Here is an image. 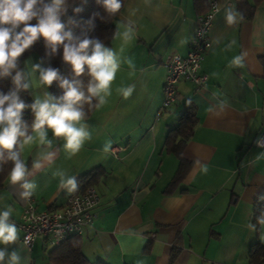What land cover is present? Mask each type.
Returning <instances> with one entry per match:
<instances>
[{
	"label": "crops",
	"instance_id": "crops-1",
	"mask_svg": "<svg viewBox=\"0 0 264 264\" xmlns=\"http://www.w3.org/2000/svg\"><path fill=\"white\" fill-rule=\"evenodd\" d=\"M81 1L68 0L69 8ZM212 1L219 12L203 65L208 82L201 89L179 83L176 104L162 110L166 61L189 54L200 16L195 0H128L119 24L136 22L135 36L122 53L133 61L134 74L129 75L126 63L121 65L108 103L86 120L92 138L77 155L68 158L63 141H54L53 150L59 148L54 162L27 178L37 184L31 197L37 209L58 210L77 194L61 189V176L53 177L54 172L78 179L97 168L105 170L93 185L101 196L97 219L81 236L83 253L92 263L170 264L179 248L174 264H251L252 246L263 242V234L258 239L249 225L255 202L264 194V158L255 160L264 152L255 145L264 132V5L252 21L228 25L224 8L235 5L238 10L237 0ZM120 46L115 38L111 47L119 51ZM241 53H246L244 67H231L232 58ZM29 58L33 63L41 59L37 54ZM131 84L135 91L127 99L116 92ZM189 100L196 106L198 125L183 153L184 180L168 191L180 159L166 153L165 143ZM35 152L34 145L23 154L29 167ZM19 191L9 181L0 186V208L6 204L14 210L19 240L13 247L21 250V264H42V254L47 260L43 242L30 251L21 241L27 201Z\"/></svg>",
	"mask_w": 264,
	"mask_h": 264
},
{
	"label": "clouds",
	"instance_id": "clouds-1",
	"mask_svg": "<svg viewBox=\"0 0 264 264\" xmlns=\"http://www.w3.org/2000/svg\"><path fill=\"white\" fill-rule=\"evenodd\" d=\"M96 3L103 7L106 15L94 12L85 21L87 31H82V37H74L72 28L78 26L77 21L72 17L66 23L61 21V16L67 15L68 0H0V78H10L12 85L7 93L0 91V169L11 162L7 179L11 185L19 186L22 201H28L37 188L36 182L27 178L54 162L59 151V148L53 150L54 141H63L62 148L68 158L77 155L85 142L92 138L86 121L88 111L99 110L108 103L113 82L123 63L129 66V75L135 72L133 61L123 57L122 53L135 36L136 22L126 19L116 26L113 38L121 40L119 51L106 46L98 37L89 38L87 32L94 30L93 21L97 17L102 22L109 20L123 6L122 0H96ZM72 11L80 13L82 9L73 7ZM224 18L228 25L244 19L235 5L224 8ZM41 37L45 42V57L57 55L62 47L61 59L71 66V82L60 77L58 68L43 67L44 58L35 63L30 58L21 61L24 53ZM245 56L246 53L234 56L230 66L244 67ZM85 74L88 77L86 86L79 79ZM54 81H59V87L63 89L59 97L48 91ZM135 87V84L121 86L116 92L127 99ZM22 92L33 96L31 104L21 99ZM223 106L221 101L219 107L222 109ZM26 109L32 113L30 124L24 119ZM34 145L36 155L29 167L23 154ZM255 145L264 147V138H257ZM110 147L111 142L105 144L104 151ZM261 158H264V152L257 154L255 160ZM58 174L61 189L68 193L77 190L75 175L56 171L53 177ZM13 211L6 204L0 208V245L3 246L0 247V264H21V250L13 247L19 240V229L12 219ZM257 223L264 225V210ZM249 227L254 229L255 225ZM28 240L25 237L24 243L27 244Z\"/></svg>",
	"mask_w": 264,
	"mask_h": 264
},
{
	"label": "trees",
	"instance_id": "trees-1",
	"mask_svg": "<svg viewBox=\"0 0 264 264\" xmlns=\"http://www.w3.org/2000/svg\"><path fill=\"white\" fill-rule=\"evenodd\" d=\"M128 0H122L123 6L120 12L115 16L109 18L102 22L99 17H97L93 23L95 25L94 30L87 32L89 38L98 37L100 38L106 46H112L115 38L113 34L116 31V26L119 25L120 15L126 5ZM212 0H195V9L199 16L205 15L210 11ZM238 10L243 15V20L252 21L262 5H264V0H237ZM73 7H80L82 11L80 13H74L72 11ZM94 12H99L101 16H105L103 7L96 3V0H82L79 3L74 4L68 8L67 15L61 16V21L66 23L69 17H72L77 21L78 26L72 28L73 36H81L82 31H87V26L85 21H87ZM35 23V21H32ZM67 30V29H65ZM31 54H37L41 58H44L45 67H53L59 69V75L61 78H67L70 82L73 79L71 72V66L65 64L62 59V47L60 52L52 57H45V42L41 37L38 39L34 45L27 50L24 55L20 58L21 61L27 59ZM261 64L264 68V56L260 59ZM81 79L85 86L87 84V75L82 76ZM10 78H0V91L7 93L11 87ZM49 91L53 95L59 97L63 94V89L59 87V81H54ZM21 99L25 100L26 103L31 104L33 98L29 92H22ZM87 110V105H85ZM96 112V109L88 111L86 120L90 119ZM32 113L30 110L26 109L24 112V119L31 123ZM198 125L197 109L192 101H188L187 109L181 116L178 126L172 129L166 139L165 151L166 153L173 154L180 159L179 169L174 176L172 182L168 186V191L175 190L178 188L184 180L185 168L187 162L183 157L184 150L186 149L188 143L192 139L195 129ZM11 162L4 165L0 169V186L8 182L7 174L10 171ZM105 175V170L103 168H97L87 174L80 176L77 179L78 188L76 194H83L88 188L93 186L98 180ZM264 210V194L260 196L255 202V212L253 225H255V230L257 232L258 239H260L263 234V225L257 223V218L260 216L261 211ZM180 253V249L176 248L173 251L170 264H174ZM49 263L50 264H105L103 262L92 263L83 253L82 250V240L81 236H72L62 245L54 247L52 251L49 252ZM249 260L251 264H264V243L260 240L255 243L250 251Z\"/></svg>",
	"mask_w": 264,
	"mask_h": 264
},
{
	"label": "built area",
	"instance_id": "built-area-1",
	"mask_svg": "<svg viewBox=\"0 0 264 264\" xmlns=\"http://www.w3.org/2000/svg\"><path fill=\"white\" fill-rule=\"evenodd\" d=\"M219 5L212 1L210 11L199 17L197 29L190 42L188 55H173L166 61L167 78L164 87L165 99L162 110H167L177 102V86L186 82L197 89L206 86L208 75L203 65L207 54L212 49L211 33ZM260 138H264V132ZM264 149V147H261ZM101 196L93 186L83 194L75 195L68 203L58 210L39 211L35 201L30 198L24 208L22 222V244L33 250L37 241L41 240L47 249L50 245H62L72 236H82L85 229L97 219L96 209ZM28 237V243L24 238Z\"/></svg>",
	"mask_w": 264,
	"mask_h": 264
},
{
	"label": "rangeland",
	"instance_id": "rangeland-1",
	"mask_svg": "<svg viewBox=\"0 0 264 264\" xmlns=\"http://www.w3.org/2000/svg\"><path fill=\"white\" fill-rule=\"evenodd\" d=\"M261 240L264 242V225H263V237L261 238ZM54 249V247L53 246H49L47 249H46V252H44L45 253V255H47L46 257H47V260L45 261V259H44V254H42L43 255V257H41V260H42V264H48L49 263V251H52Z\"/></svg>",
	"mask_w": 264,
	"mask_h": 264
}]
</instances>
